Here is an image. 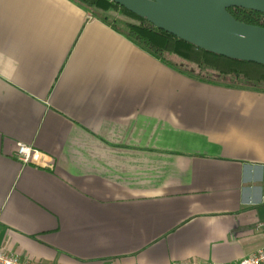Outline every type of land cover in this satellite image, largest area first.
<instances>
[{
    "label": "crops",
    "instance_id": "crops-1",
    "mask_svg": "<svg viewBox=\"0 0 264 264\" xmlns=\"http://www.w3.org/2000/svg\"><path fill=\"white\" fill-rule=\"evenodd\" d=\"M260 222L264 89L172 68L74 0H0V244L44 264H236Z\"/></svg>",
    "mask_w": 264,
    "mask_h": 264
},
{
    "label": "water",
    "instance_id": "water-1",
    "mask_svg": "<svg viewBox=\"0 0 264 264\" xmlns=\"http://www.w3.org/2000/svg\"><path fill=\"white\" fill-rule=\"evenodd\" d=\"M155 27L219 55L264 65V27L230 8L264 14V0H111Z\"/></svg>",
    "mask_w": 264,
    "mask_h": 264
},
{
    "label": "trees",
    "instance_id": "trees-1",
    "mask_svg": "<svg viewBox=\"0 0 264 264\" xmlns=\"http://www.w3.org/2000/svg\"><path fill=\"white\" fill-rule=\"evenodd\" d=\"M74 1L82 5L91 17L106 22L172 68L205 81L264 89L263 64L225 57L200 48L155 27L111 0ZM229 12L246 24L264 27V14L260 12L244 8H230ZM242 78L247 79L248 84L239 82Z\"/></svg>",
    "mask_w": 264,
    "mask_h": 264
},
{
    "label": "built area",
    "instance_id": "built-area-1",
    "mask_svg": "<svg viewBox=\"0 0 264 264\" xmlns=\"http://www.w3.org/2000/svg\"><path fill=\"white\" fill-rule=\"evenodd\" d=\"M16 156L20 162L27 164L30 162H38L40 159V152L31 146L17 143ZM257 228L264 232V222H260ZM0 264H44L39 262H33L27 259H23L16 252L10 251L6 246L0 244ZM108 264H116L110 262ZM173 264H222L214 261L201 262L198 260H183L174 262ZM236 264H264V246L259 248L257 251L245 256L239 260Z\"/></svg>",
    "mask_w": 264,
    "mask_h": 264
},
{
    "label": "rangeland",
    "instance_id": "rangeland-1",
    "mask_svg": "<svg viewBox=\"0 0 264 264\" xmlns=\"http://www.w3.org/2000/svg\"><path fill=\"white\" fill-rule=\"evenodd\" d=\"M239 82H241L242 84H248V80L247 79H239Z\"/></svg>",
    "mask_w": 264,
    "mask_h": 264
}]
</instances>
